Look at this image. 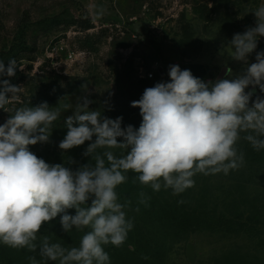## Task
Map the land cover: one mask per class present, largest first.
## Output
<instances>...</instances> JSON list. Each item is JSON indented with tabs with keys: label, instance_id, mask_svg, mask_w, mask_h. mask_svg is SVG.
Segmentation results:
<instances>
[{
	"label": "clouds",
	"instance_id": "obj_1",
	"mask_svg": "<svg viewBox=\"0 0 264 264\" xmlns=\"http://www.w3.org/2000/svg\"><path fill=\"white\" fill-rule=\"evenodd\" d=\"M250 13L254 26L235 33L229 44L230 58L246 65L235 78L205 82L170 65L169 81L145 88L131 102L142 117L138 128L122 127L123 117L89 110L87 98L78 102L65 119L67 133L59 143L67 152L89 142L82 155L90 161L75 169L66 166L74 160L49 164L29 148L50 142L61 116L58 107L43 102L10 112L0 124V244L38 253L41 260L30 256V264H111L105 246H123L134 227L127 212L131 201L122 202L117 192L127 173L155 192L163 188L179 195L194 187L197 174L228 175L242 168L241 139L257 152L264 150V96L253 99L254 91H246L258 87L264 93V51H256L264 37V2ZM254 52L255 62L249 64ZM17 67L15 60L7 67L0 60V77H14ZM20 92L21 86L0 79V109L8 111ZM148 199L142 191L138 204L147 205ZM57 217L65 233H83L78 245L65 247L41 235Z\"/></svg>",
	"mask_w": 264,
	"mask_h": 264
},
{
	"label": "rangeland",
	"instance_id": "obj_2",
	"mask_svg": "<svg viewBox=\"0 0 264 264\" xmlns=\"http://www.w3.org/2000/svg\"><path fill=\"white\" fill-rule=\"evenodd\" d=\"M262 2L0 0V60L6 67L9 60L18 65L14 77L0 79L21 86L19 99L6 106L9 112L0 109V124L16 108L47 102L50 108L61 110L60 119L54 122L50 142L29 146L30 151L49 164L74 160L66 165L73 169L88 163L90 157L82 153L89 142L67 152L59 148L67 133L65 119L73 115L78 102L87 98L91 101L89 110H99L111 119L123 117L122 127L138 128L142 117L131 102L140 99L145 88L169 81L170 65L188 69L205 82L235 78L246 65L230 58V41L235 33L254 26L255 17L250 11ZM101 10L103 15H99ZM256 51H264V37L259 38ZM255 55L249 56V64L255 62ZM229 69L231 77L227 76ZM145 73L154 77H144ZM249 90L254 91L253 99L264 96L258 87ZM68 104L71 107L65 110ZM238 147L245 153V164L239 170L228 175L197 174L194 187L182 194L173 195L163 188L160 193L178 204L182 214H191L197 202H205L203 211L200 209L204 215L214 210L215 201L231 199L238 192L249 199L248 207L254 197L264 202V188L245 185L262 180L253 177L251 168L255 164L246 156L251 146L241 139ZM258 183L264 186V181ZM252 218L257 224L250 233L225 231L210 221L190 230L172 231L162 251L166 264H264V207ZM54 225L58 231L59 217L45 224L41 235L56 230ZM189 245L193 247V261ZM30 256L41 260L38 253L0 244V264H11L10 260L21 264Z\"/></svg>",
	"mask_w": 264,
	"mask_h": 264
},
{
	"label": "trees",
	"instance_id": "obj_3",
	"mask_svg": "<svg viewBox=\"0 0 264 264\" xmlns=\"http://www.w3.org/2000/svg\"><path fill=\"white\" fill-rule=\"evenodd\" d=\"M246 156L255 164L251 168L253 177L262 178V180L253 181L251 184L245 185L263 189L264 186L258 182L264 181V150L257 152L251 148L246 153ZM258 166L260 167L258 168ZM127 175V182L120 185L117 188V192L122 202L125 200L131 201V207L127 212L129 218L133 219L134 227L129 232L123 246H105V250L110 256L111 264H166L167 258L164 257L162 251L167 246L168 234L182 229L190 230L191 227H198L209 221L225 231L235 229L238 232L250 233L253 230V226L257 224L252 216L260 213L264 207V202L258 201L259 198L257 197L252 198L248 207L247 200L249 199L247 197L243 199V196L238 192V194L232 195L231 199L222 198L221 201H215L214 210H207L204 215L201 210L202 208L204 209L205 202L204 204L197 202L191 214H188L187 211L182 214L183 210L180 206L174 202L171 203L160 193L161 191L155 192L150 187L141 185L135 179L136 174L132 172L127 173ZM142 191L150 198L147 205L138 204L139 194ZM137 206L139 207L138 212L135 211ZM69 212L75 214L74 209H70ZM54 223H57V220ZM53 228L56 230L46 235L53 242H60L65 247L78 245L83 235V233L75 230L70 234L65 233L61 225L58 231L56 225ZM22 262L21 264H30L29 259ZM10 263L20 264L14 260H10Z\"/></svg>",
	"mask_w": 264,
	"mask_h": 264
},
{
	"label": "water",
	"instance_id": "obj_4",
	"mask_svg": "<svg viewBox=\"0 0 264 264\" xmlns=\"http://www.w3.org/2000/svg\"><path fill=\"white\" fill-rule=\"evenodd\" d=\"M160 71H161V73H163L162 70H160ZM188 254H189L190 260L193 261L194 257H193V247H192V245H189Z\"/></svg>",
	"mask_w": 264,
	"mask_h": 264
},
{
	"label": "built area",
	"instance_id": "obj_5",
	"mask_svg": "<svg viewBox=\"0 0 264 264\" xmlns=\"http://www.w3.org/2000/svg\"><path fill=\"white\" fill-rule=\"evenodd\" d=\"M143 75H144V77H147V76H149L150 78H153V77H154V74L147 75V74L145 73V74H143Z\"/></svg>",
	"mask_w": 264,
	"mask_h": 264
}]
</instances>
